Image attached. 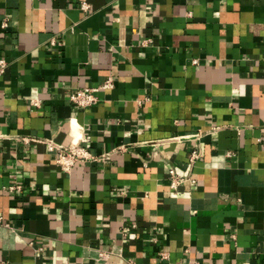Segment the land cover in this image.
<instances>
[{"label":"crops","instance_id":"obj_1","mask_svg":"<svg viewBox=\"0 0 264 264\" xmlns=\"http://www.w3.org/2000/svg\"><path fill=\"white\" fill-rule=\"evenodd\" d=\"M0 59V262L264 264V0H0Z\"/></svg>","mask_w":264,"mask_h":264},{"label":"built area","instance_id":"obj_2","mask_svg":"<svg viewBox=\"0 0 264 264\" xmlns=\"http://www.w3.org/2000/svg\"><path fill=\"white\" fill-rule=\"evenodd\" d=\"M81 7L85 9L87 8V5L85 3H82ZM50 43L53 45H60V42L56 38L51 39ZM5 65H6L5 60L0 59V73L4 71ZM111 86H112L111 79L104 80L103 83L100 85L101 88H109ZM96 90L97 88L95 87L79 88L73 91L69 95V98L76 105L81 107H87L95 103L97 98L94 92ZM43 141L46 142L47 149L49 151H55L56 153L55 162L62 171H69L78 161H84L93 158V156L83 146L80 145L64 146L62 144H56L51 141H46V140ZM261 145L264 148V134L261 138ZM199 156L200 154L198 150L193 149L189 153L188 161L190 163H194L196 160L199 159ZM169 176L171 178L170 185L172 189H176L177 186L184 180H190V182L192 183L195 181L194 179H191L189 177L183 175H177L172 170L169 171ZM6 190L9 192L20 191L21 185L19 184L9 185ZM0 264H6V263L0 262Z\"/></svg>","mask_w":264,"mask_h":264}]
</instances>
